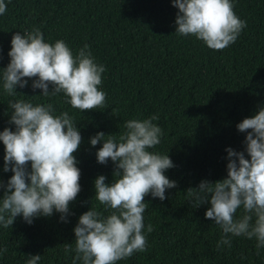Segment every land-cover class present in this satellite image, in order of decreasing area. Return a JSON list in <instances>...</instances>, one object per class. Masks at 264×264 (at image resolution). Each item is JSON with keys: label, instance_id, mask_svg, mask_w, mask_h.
Listing matches in <instances>:
<instances>
[{"label": "trees", "instance_id": "16d2710c", "mask_svg": "<svg viewBox=\"0 0 264 264\" xmlns=\"http://www.w3.org/2000/svg\"><path fill=\"white\" fill-rule=\"evenodd\" d=\"M6 5L0 15V67L8 63L11 35L38 26L46 40L63 39L74 53L89 45L105 65L99 87L106 97L103 108L81 112L62 94L43 97L38 88L16 86L15 98L52 103L77 121L81 143L74 155L81 187L67 222L54 212L31 224L17 216L12 226L0 229V243L8 247L0 264H24L27 254L36 253L39 264H73L65 244L74 245L73 227L91 205L94 178L103 174L107 183L114 171L111 160L96 161L101 144L90 145L89 137L97 131L118 135L125 120L152 114L163 132L154 150L173 161L165 174L176 187L165 190L164 200L144 196V224L152 226L146 250L116 264H264V249L258 256L254 239L233 237L231 248L217 250L220 231L204 216L209 205L195 206L185 194L201 179L226 176V147H244L245 133L236 124L264 104V0H235L234 12L246 27L220 50L174 33L177 9L171 0H6ZM9 99L0 95V130L13 127L5 111ZM2 157L0 143V178L6 181L12 173L3 172ZM92 205L104 212L94 197Z\"/></svg>", "mask_w": 264, "mask_h": 264}, {"label": "clouds", "instance_id": "9594fccd", "mask_svg": "<svg viewBox=\"0 0 264 264\" xmlns=\"http://www.w3.org/2000/svg\"><path fill=\"white\" fill-rule=\"evenodd\" d=\"M234 2L171 0L177 9L174 33L194 36L213 50L229 46L246 27L234 12ZM6 7V0H0V15ZM7 55L8 63L0 67V95L12 97L5 111L13 127L0 130V143L2 170L12 174L6 181L0 178V229L12 226L17 216L31 224L33 218L54 212L67 222L69 204L81 187L74 155L81 143L77 121L67 110L57 112L52 103L15 98L16 86L38 88L43 97L62 94L66 104L81 112L100 109L106 97L99 87L105 65L96 61L87 43L74 53L63 39L46 40L38 26L14 32ZM158 119L157 114L129 118L118 135L97 131L89 137L90 145L101 144L96 161L111 160L114 171L107 183L103 174L94 178L91 205L73 227L74 245L65 244V253H73V264H116L146 250L152 226L144 224V196L164 200L165 190L176 187V181L165 174L173 161L167 152L154 150L163 135L155 123ZM236 128L245 133L244 147H226V176L201 179L185 194L195 206L209 205L204 216L220 231L217 250L231 248L233 237H244L255 240L259 256L264 249V104ZM93 197L104 212L92 205ZM7 251V245L0 243V258ZM40 261L41 254H27L24 264Z\"/></svg>", "mask_w": 264, "mask_h": 264}]
</instances>
